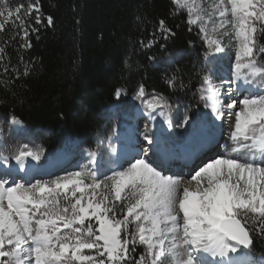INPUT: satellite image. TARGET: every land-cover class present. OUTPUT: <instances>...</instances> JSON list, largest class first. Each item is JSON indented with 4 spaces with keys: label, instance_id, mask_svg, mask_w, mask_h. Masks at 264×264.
Returning <instances> with one entry per match:
<instances>
[{
    "label": "snow or ice",
    "instance_id": "1",
    "mask_svg": "<svg viewBox=\"0 0 264 264\" xmlns=\"http://www.w3.org/2000/svg\"><path fill=\"white\" fill-rule=\"evenodd\" d=\"M171 3L174 14L185 13L188 30L197 29L206 61L226 46L234 49L231 78L216 83L205 70L197 89L215 119L229 124L231 152L207 158L187 180L154 165L148 149L109 173H101L97 152L89 150L88 163L78 170L26 180L14 173L24 172L30 160L39 162L44 148L5 145L0 150V264H250L240 257L256 238L264 240V0ZM52 26L54 17L41 0L14 6L0 0V33H8L0 43L4 72L10 71L7 48L17 37L20 48L30 49L31 37L39 40ZM173 36L159 19L150 38L139 43L144 50L164 49ZM19 60L23 63V56ZM29 70V64L23 73L11 68L17 77ZM165 82L173 89L185 87L178 73L166 75ZM126 94L122 87L114 90L116 99ZM135 98L150 122L159 115L172 126L167 97L149 94L140 83ZM189 120L185 113L180 126ZM5 122L23 123L16 115ZM4 137L0 125V141ZM143 140L154 143L148 131Z\"/></svg>",
    "mask_w": 264,
    "mask_h": 264
},
{
    "label": "trees",
    "instance_id": "2",
    "mask_svg": "<svg viewBox=\"0 0 264 264\" xmlns=\"http://www.w3.org/2000/svg\"><path fill=\"white\" fill-rule=\"evenodd\" d=\"M8 2L14 6L25 0ZM41 3L44 11L53 15L54 26L43 29L39 40L32 36L30 49L20 48L17 37L7 48L10 71L0 67V125L5 132L9 131L6 118L16 115L32 141L48 153L74 137L90 150L104 149L114 124L108 107L113 103L128 105L137 99L135 89L140 83L149 94H163L176 108L180 107L176 103H182L197 115L203 111L197 89L205 64V45L195 26L188 30L185 13L174 14L171 0ZM159 19L166 21L175 36L164 49H142L139 41L150 38ZM7 35L0 33V43ZM149 56H155V61ZM25 64L30 67L28 75L17 77L11 71L15 67L23 73ZM172 73L179 74L184 88L167 85L166 75ZM117 87L126 90L123 98H115ZM17 143V138L9 134L2 148L6 145L11 149ZM250 253L264 255V240L256 238Z\"/></svg>",
    "mask_w": 264,
    "mask_h": 264
},
{
    "label": "rangeland",
    "instance_id": "3",
    "mask_svg": "<svg viewBox=\"0 0 264 264\" xmlns=\"http://www.w3.org/2000/svg\"><path fill=\"white\" fill-rule=\"evenodd\" d=\"M225 50L227 51V57L224 60H222V61L220 60L219 62L213 64V66L208 65L206 62L203 65L204 66L203 67V71L206 70V71L210 72L212 74V78L215 79V81L217 83H219L220 80H228V79H230V74L232 72V66H233V63H234L235 52H234V49L231 46H226L225 47ZM214 61H215V59H212L211 60V62H214ZM122 96L124 97V95H122ZM135 101H137L138 103L141 104V101L139 99H136V100H133L128 105L125 104L122 107L116 108L115 110L110 109L109 110V113H111L110 119L115 122L116 119H118V120L125 119V118L128 117L129 114L134 113V110H135L134 109V102ZM176 104L179 105L180 107L178 109V108H176L172 104L173 105L172 122L174 124V129L176 131H178V133L180 135L183 136V132H185V128L188 127L187 125L189 124V122L185 126H180L181 125V122H182V118L185 115V113L189 117L194 118L193 117L194 110L192 108H189V107L188 108H184V106L181 105L182 103H176ZM208 111H209V108H206L205 107V113H204V115L202 117H195V119H193V120H196V122H198L199 120L204 119L205 116H206V114H209L210 115V112H208ZM173 117H175L176 122L173 119ZM196 122H194V123H196ZM194 123H191V124H193L191 130L195 127V124ZM191 124L189 126H191ZM140 128H142V125L140 126ZM10 129L12 130L11 125H10V128H9V131L8 132H5V136L7 138H9V134H10V136L13 137V135L11 134L13 130L11 131ZM114 130H115V128L113 129V134H114ZM144 131L146 132L145 128H144ZM147 131L149 132V130H147ZM187 134H189V132H187ZM26 135H28V132L27 131H26V134L23 135V137L22 136L17 137V138H19L18 139V143H17L18 145L19 144H29V146H31V147L39 146V144L37 142H35V140L32 141V138H31L32 136L31 135H28L27 140L23 139ZM21 138H22L23 141L20 140ZM225 138H223V140H222V143H221L222 146L225 145V142H226V139ZM201 139H205V137H201ZM99 146L101 148V146L103 147V144L101 145V143H99ZM222 146H220L217 149V153L219 151V155L222 154V153H224V150H223ZM109 148H110V146H109V139H108L107 146H105L104 149L102 148L100 150L99 149H97V150H99L100 153L103 154V155L104 154H109V156H110V149ZM97 155H98V152H97ZM45 160H46V155H45V151H44V153H43V155L41 157L40 162H43ZM106 162H109V160H106ZM72 170H78V169H72ZM110 170H111V168L109 167L103 173H109ZM59 171H61V170L59 169ZM65 172L66 171H63V173H61L60 175L64 174ZM245 252H246L247 255H250L246 250H245ZM255 261L257 262V264H260V262L262 260L261 261L255 260Z\"/></svg>",
    "mask_w": 264,
    "mask_h": 264
},
{
    "label": "bare ground",
    "instance_id": "4",
    "mask_svg": "<svg viewBox=\"0 0 264 264\" xmlns=\"http://www.w3.org/2000/svg\"><path fill=\"white\" fill-rule=\"evenodd\" d=\"M225 87L227 88L228 85H225ZM173 119L176 122L175 117H173ZM214 120H215L216 123L218 122L215 118H214ZM154 122H155V129H156L157 136L159 138H163L166 135V133L168 132V129H169L168 123L165 121V119L163 117H161L159 115H156V118H155ZM205 122H206L205 118L202 119V120H199L198 122L194 123L195 127L192 129V132L194 131L193 135L199 137V139H198L199 142L204 141V139H201V137H205V133H204L203 130H199V128L203 127ZM192 126H193V124H191V126L186 127L185 130L186 129L189 130L190 128H192ZM18 127L19 126H15V128H18ZM172 127H173L174 132H177L174 129L173 122H172ZM144 128H145L146 131L149 130V132L151 133V127L142 124V128H140V130H143V132L145 133ZM217 128H218L219 132L223 133L222 136L224 138L226 137L225 138L226 139V142H225L226 147L223 149L224 153H222L220 155L226 154L225 149H227V152L230 153L232 147L234 146V144H233V141L230 139V127H229V124L226 121H223L222 124H217ZM182 137H183L182 135L178 134V141L180 142L179 145H182V144H187L188 145V143L191 142V139H189L190 137H188V138L187 137L182 138ZM191 146L189 145L188 148H187V146H185V147H183V149L184 150H186V149L188 150V149H190ZM219 146H220V144H219ZM207 155L210 156V157L219 155V152L217 153V145L210 147L209 151L207 152ZM62 159H65V158H62ZM63 162H64V160H63ZM29 163H30V161H29ZM56 164H59V163H56ZM67 164L68 163L65 162L62 167L66 166ZM15 167L16 166L14 165V169H15ZM124 167H127V164H124ZM56 169L59 170L60 168H56ZM56 169H54V170H56ZM40 170H41V168H39L38 166H27V168L25 169L24 172L16 171L14 174L23 173L24 174L23 178H28L30 180V178L33 176V180H34V179H36L35 178V171H40ZM185 180H187V178H185ZM261 260H264V256H262V257H260L258 259V261H261Z\"/></svg>",
    "mask_w": 264,
    "mask_h": 264
}]
</instances>
